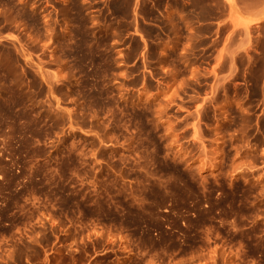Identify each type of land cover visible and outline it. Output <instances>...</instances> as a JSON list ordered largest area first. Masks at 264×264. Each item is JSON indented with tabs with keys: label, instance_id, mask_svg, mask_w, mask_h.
I'll return each mask as SVG.
<instances>
[{
	"label": "rangeland",
	"instance_id": "374dc122",
	"mask_svg": "<svg viewBox=\"0 0 264 264\" xmlns=\"http://www.w3.org/2000/svg\"><path fill=\"white\" fill-rule=\"evenodd\" d=\"M261 0H0V264H264Z\"/></svg>",
	"mask_w": 264,
	"mask_h": 264
},
{
	"label": "crops",
	"instance_id": "0c3cea01",
	"mask_svg": "<svg viewBox=\"0 0 264 264\" xmlns=\"http://www.w3.org/2000/svg\"><path fill=\"white\" fill-rule=\"evenodd\" d=\"M242 13L246 17L253 18L255 16L258 21L263 22L264 21V0H261V2H258L255 7L250 5H244L242 6Z\"/></svg>",
	"mask_w": 264,
	"mask_h": 264
}]
</instances>
